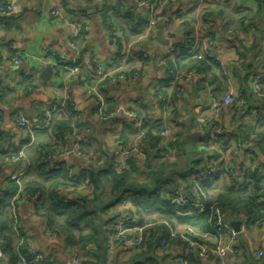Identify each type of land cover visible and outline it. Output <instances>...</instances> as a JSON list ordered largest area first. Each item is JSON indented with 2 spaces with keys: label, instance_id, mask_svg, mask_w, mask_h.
I'll list each match as a JSON object with an SVG mask.
<instances>
[{
  "label": "crops",
  "instance_id": "1",
  "mask_svg": "<svg viewBox=\"0 0 264 264\" xmlns=\"http://www.w3.org/2000/svg\"><path fill=\"white\" fill-rule=\"evenodd\" d=\"M131 1L136 7L125 0H0V7L12 6L9 14L0 16V47L6 58L0 68V230L4 226L13 230L8 243L18 257L26 255L31 247L45 254L53 264L72 263L73 252L61 239L51 237L45 223L35 214L36 196L26 194L23 185L41 180L35 162L42 154L50 155L52 164L56 162L64 169L73 170V175L89 167L96 168L99 162L94 167L89 166L80 153L79 140L96 160L111 157L116 162L119 147L142 150L149 166L138 169L136 174L128 173L137 186L146 187L150 192L167 184L169 179L175 182L173 190L183 189L185 181L181 175L184 172L191 173L199 162L205 167L217 163L220 169L211 180L209 196L215 198L224 192L226 182L231 179L228 173L231 168L240 174L237 181L243 185L252 170L260 174L261 200H264V145L257 144L258 138L254 135L262 118L255 116L256 103L238 110L211 113L208 126L197 130V114L209 105L212 97L217 100L224 97L226 83L215 64L206 66L202 71L205 74L197 72L196 65L192 68L186 45L187 38L194 41L200 35L210 36L215 52L233 70L235 85L248 94L250 79L261 72L247 69L251 58L247 57L246 65L238 59L253 45L255 35H262L264 16L257 23L247 19L241 22L237 9L254 14L260 0H223L221 5L211 0H149L158 11L155 27L149 32L148 11L140 10L141 0ZM54 7L60 8L61 18L51 15ZM134 20L147 26L139 32ZM159 31L169 40V45L158 43ZM258 43L264 48V38ZM44 47L50 48L54 57L42 56ZM259 53L255 60L264 59V49ZM13 55L21 61L17 66L8 62ZM166 59L173 64L180 79L174 80L169 75ZM73 61L82 76L90 80V85L101 91L111 117L102 120L98 116L96 102L85 96L83 81L70 73ZM46 67L52 69L50 76L43 72ZM123 75L125 80L120 79ZM66 91L80 115L79 140L72 133L64 134L60 140L50 127L41 126L40 121L47 113L51 120L70 121L67 109L58 108ZM19 113L30 122L26 130L20 131L17 126ZM129 113L143 114L144 123L149 127L169 128L170 136L155 141L145 136L140 140ZM40 145L46 147L39 150ZM243 185L238 186L237 191L243 190ZM18 191L17 213L24 236L14 231L12 223V198ZM164 194L170 198V194ZM62 195L67 199L91 198L90 190L84 187L64 190ZM108 199L104 198V202ZM127 203L137 222L148 226L145 242L150 244L146 243L134 254L119 243L113 254L107 253V264L148 260L155 264H177L186 259H192V264H218L213 255L206 257L204 252L209 253L210 248L223 243L224 236L202 239L201 234L206 230L199 225L211 224L209 218L204 220V214L170 216L167 222L177 234L171 238L160 224L165 220L158 212L137 209ZM124 206L118 204L105 210L102 213L104 224L122 214ZM219 216L228 234L236 232L231 223L239 222L240 230L244 226L235 245L238 253L229 256L225 264H256L255 253L264 252V227H247V219L242 214L229 216L219 210ZM163 228L168 244L160 249L159 243H154L157 235L162 236L159 231ZM180 236L194 239L196 246L189 247ZM23 242L26 243L24 253L21 251ZM6 243L0 239V264H10L3 247ZM76 251L80 264L97 263L94 244L85 251ZM139 253L143 254L137 255Z\"/></svg>",
  "mask_w": 264,
  "mask_h": 264
},
{
  "label": "trees",
  "instance_id": "2",
  "mask_svg": "<svg viewBox=\"0 0 264 264\" xmlns=\"http://www.w3.org/2000/svg\"><path fill=\"white\" fill-rule=\"evenodd\" d=\"M150 2L152 3V1ZM237 12L241 16V22L247 19L248 22L257 23L261 20L260 17L264 16V0L259 1L258 9L254 14H251L243 8H238ZM134 22L139 32L143 31L147 26V23L146 25L143 23L141 24L139 20H134ZM261 33L262 35H255L253 45L249 49L244 50L242 57L239 56L238 59V61L242 59L243 64L246 65L247 57L251 58L247 69H260V72L263 75V80L258 84V92L256 94L253 93L252 88H248V94H246V91L238 89L239 94L246 101V106L244 108L249 107V104L251 103H256L255 109L258 110L257 113L259 114L264 113V110L262 109V105L264 104V59L261 58L262 60H255V57L260 55L259 52L264 49L258 45L259 40L264 38V31ZM188 58L192 68L196 65V71L199 73L205 74L202 71H204V68L209 64H215L217 66L216 63L196 61L190 57ZM167 60L168 59H166V67L173 71V78L175 80V78L178 77V74L175 73L176 70H174L173 64ZM231 75L233 78H236L232 69ZM87 80L90 83V80ZM105 113L109 114L110 111L106 110ZM261 118L262 120L259 121L261 123L255 130L254 135L259 139L256 138V143L264 145V117L262 116ZM195 125L197 130L200 129L196 122ZM79 126L80 125L77 126V130ZM49 127L53 133L60 138V140H62V137L66 133L70 135L72 133L76 138L79 137L80 134V131H77V133L74 134L70 128V121L67 120L53 119L51 120ZM143 128L146 131V138L147 140L149 139V141H155V139L159 140L155 135L163 131V128L149 127L145 125V123L143 124ZM204 129L205 128H203V130ZM79 143L80 147L86 146L83 145L84 142L82 140H80ZM45 147L46 145H40L38 149L40 150ZM44 156L45 155L43 154L39 155L38 160L35 162V170L41 180L27 182L23 185V191L30 196H37V202L34 204L35 214L43 221V223H45L47 231L50 234L59 237L66 246H70L75 250L85 251L90 244H94L96 246V264H100L101 258V250L98 247L99 233L97 228L100 225L103 226L104 221L102 220V213L105 212V210H108L109 207L117 206L118 204H125L128 201L134 206V208L141 210H154L158 212V214L164 217V220L166 221L170 216H179L176 213L177 211L187 212L190 209L189 206H185L184 208L174 206L171 204L170 199H167L165 196L164 193L170 194L173 190L172 187L175 182L171 179L168 180L167 184L157 186L153 192L147 190L146 187L137 186L133 180L134 177H131L128 171H133V173L136 174L139 172L138 169L149 166L148 161L146 167H141L136 158L130 157L126 162V169L117 172V161L115 162V159L111 157H104V161L102 159L97 160L95 165H97L98 162L99 164L96 168L89 167L87 170L80 171L73 175L70 174L66 168L64 169L62 165H59L56 162L55 164L44 162ZM204 167L205 166H201L199 162L194 171L191 173L189 171L184 172V174L181 175V178L186 184L182 183L184 185L183 192L190 202H204L206 206L215 207L219 209L221 213L223 211L229 216L234 214L245 215L247 219V227L264 224V204L261 202L263 195L260 186L262 177L260 174L257 172L248 173L247 176L245 174L244 177L246 176L247 183L244 185L239 184L237 181V178L240 176H229L231 179L229 183L225 181L226 186L224 192L220 193L217 197L212 198L208 194V188L211 187L210 184L213 177H199V172L205 171ZM42 172L44 173L43 176L41 175ZM241 185H243V190L237 191V187ZM64 186L67 188L65 187L66 189H64ZM83 187L90 190L91 198L89 196H83L78 199H67V197L63 198V195L61 194L64 190H69L71 188L76 190ZM171 194L169 196H171ZM104 198L109 199L104 202ZM209 215V212L204 213V220H208ZM153 224H155V221ZM139 225L143 226V224ZM212 225V223L206 225L202 222L199 227L202 230H206L205 232H208L212 230ZM19 230L21 232L20 235L24 236L22 228ZM159 232H161L162 236L157 235V240L154 244L159 243V248L163 249L160 247L161 239H166L167 246L169 236H166L165 228ZM11 233H14L13 230L10 229V227L4 226V228L0 230V239L5 241V243L7 242L3 247H5V253L10 257V264H19L20 257L25 256L23 248H26V243L23 242L21 246V251L24 253V256L18 257V255L11 250V247L9 246L10 243H8V238L11 236ZM146 243L149 246L150 243L144 241L143 247L146 246ZM107 244L108 241L105 237V245ZM140 254L143 253L137 255ZM256 259V264H264V258ZM184 261H186L187 264H192V259H186ZM134 264L155 263L148 260L141 263L135 262Z\"/></svg>",
  "mask_w": 264,
  "mask_h": 264
},
{
  "label": "built area",
  "instance_id": "3",
  "mask_svg": "<svg viewBox=\"0 0 264 264\" xmlns=\"http://www.w3.org/2000/svg\"><path fill=\"white\" fill-rule=\"evenodd\" d=\"M214 3H217L218 5L223 4V0H211ZM141 8H145L148 11L149 18H148V29L147 31H152L156 24V14L158 13L157 9L155 8V5L152 4L149 0H141L138 4ZM12 11V6H3L0 7V16H4L9 14ZM183 14V13H182ZM51 15L53 17L61 18V10L59 7H54ZM207 23L210 22L209 19L206 21ZM167 26H170V24H167ZM186 44L189 46V54L188 57H190L193 60L196 61H205L210 63H216L217 66L220 68L221 73L223 75V78L226 83V92L224 97L221 100H217L214 97H212L210 100L209 105L205 108L199 111L195 118V122L197 123L198 127L200 129L206 128L209 124V118L208 116L211 113H219L221 110L224 109H232V110H238L240 108H244L246 106V101L241 95L239 94L238 88L234 83L233 77L231 75V70L228 67V65L220 58V56L215 52L214 50V41L209 36L200 35L199 37L195 38L194 41L187 38ZM71 47L72 44H70ZM42 56H51L54 57V52L50 48H42L41 50ZM6 60L5 56H3L1 47H0V68H3V62ZM8 62L13 65L17 66L20 64V59L17 57V55H13L10 58H8ZM168 73L170 76H174L173 71L168 68ZM70 73L74 76H78L80 80L83 81V87H84V93L85 96L88 98L93 99L97 104V114L102 119L105 120L109 117H111V114L105 113L106 111V101L101 93V91L95 87L90 85L87 78L83 77L81 74V70L79 66L76 64L75 61L72 62V65L70 66ZM98 76L105 78L106 76L102 73H98ZM200 79L204 82V76L202 74H199ZM181 77L178 76L176 79H180ZM121 80H125V76L120 77ZM263 80L262 74H256L250 79V85L252 88L253 93H257L258 91V84ZM161 98L162 95H160ZM59 109H67V111L70 113V128L74 132V134L77 133V126L79 125L80 115L75 108L74 104L72 103L71 96L69 92H65L63 99L60 101V105L58 106ZM129 117L132 119L133 124L136 128V132L138 134V138L140 140L145 139L146 131L143 128L144 124V116L143 114H136V113H129ZM50 113H47L43 119L40 121L41 126L43 128H49L51 124V117ZM256 117H264V113H257L255 115ZM16 123L20 131L26 130L30 127L29 120L21 113H19L16 117ZM171 130L164 129L161 133L156 134L158 138L165 139L170 136ZM154 134V133H153ZM79 140L80 137H77ZM80 141V140H79ZM80 153L84 156L89 166H94L97 162L95 157L89 152L86 146L80 147ZM118 168L116 169L117 172L122 171L123 169H126V162L128 158L134 157L138 160V163L141 167H146L147 165V158L143 154V152L138 148H133L132 150L119 147L118 149ZM53 158L50 155L44 156V162H52ZM67 169V168H66ZM219 164L214 163L213 165H209L205 167V171L199 172V177H214L218 170H219ZM70 174H73V170H68ZM254 172V170H252ZM228 173L230 176H239L240 174L236 172L233 169H229ZM70 190V189H69ZM64 191L61 192L63 194ZM20 192L18 191L12 198L13 204L11 205L12 208V214H13V229L14 231L19 235L18 233L20 229L19 224V216L17 213V200L19 197ZM37 199V196L36 198ZM170 202L176 207L184 208L185 206H189L190 209L187 212L177 211L176 213L179 216L186 217V216H193V215H202L206 212H209V220L213 224L212 230L205 232L201 234L202 239L208 238V237H219L221 238V235L224 236L223 243H220L219 246L210 248L209 253L204 252L205 256L207 257L209 254L213 255V257L216 259L218 264H225L227 262V258L229 256H234L238 253L237 249L235 248L236 241L238 238V235L240 232L244 231V226H242L241 230L239 232H232V233H226V227L223 224V221L220 219L219 216V209L215 207H208L204 202L199 201H189L186 197V195L183 192V189L174 190L170 196ZM261 202L264 204V200ZM128 203H125V206L123 207V213L116 216L113 220L110 222H107L103 226V230L105 232V237L107 238L108 244L106 245L107 253L113 254L117 244H123L131 253H138L140 249L143 247V243L146 238V232H147V225H139L135 217L133 216V213L128 210L127 208ZM160 224L165 226L166 231L168 232V236L175 237L177 234L173 231L170 224L165 220L161 221ZM264 227V224L262 225ZM53 238H59L54 234H50ZM189 247L196 246V241L192 238H186L184 236H180ZM20 239H23L22 237ZM23 244V243H22ZM166 245V239L163 238L161 240L160 246ZM67 248L73 252L74 259L71 264H80L79 262V254L77 251L67 246ZM207 251V250H206ZM204 256V255H203ZM256 258H264V252L257 251L255 253ZM19 264H53L51 260L42 252L36 251L33 248L29 247L26 250V255L24 257H20V263ZM177 264H187L186 261L177 263Z\"/></svg>",
  "mask_w": 264,
  "mask_h": 264
},
{
  "label": "water",
  "instance_id": "4",
  "mask_svg": "<svg viewBox=\"0 0 264 264\" xmlns=\"http://www.w3.org/2000/svg\"><path fill=\"white\" fill-rule=\"evenodd\" d=\"M125 1L132 7H136V5H137L135 2H132L131 0H125ZM140 10H142V8H140ZM156 39H157L158 43L162 46L169 45V40L165 39L162 35V32H160V31L156 34ZM43 72H44V74H47L50 76L52 73V69H51V67H46ZM231 226L234 228V230L236 232H239V230H240V223L239 222L231 223ZM97 229H98V233H99L98 247L101 250L100 264H107L108 254H107V248L105 245V232H104L101 225L98 226Z\"/></svg>",
  "mask_w": 264,
  "mask_h": 264
}]
</instances>
